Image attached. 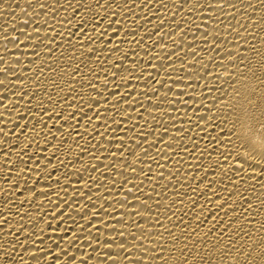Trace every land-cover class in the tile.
I'll return each mask as SVG.
<instances>
[{
    "label": "bare ground",
    "instance_id": "6f19581e",
    "mask_svg": "<svg viewBox=\"0 0 264 264\" xmlns=\"http://www.w3.org/2000/svg\"><path fill=\"white\" fill-rule=\"evenodd\" d=\"M87 2L90 10L81 9L74 16L77 0H59L63 5L59 8L56 0H0V264H22L21 257L23 264H35L30 257L37 246L45 254L41 264H56L54 256H59V264H65L71 256L77 258L73 264L89 256V264H98L109 249L94 252L89 242L99 246L92 237H99L101 242L109 238L131 242L129 233L139 236L150 231L154 239L159 231L167 239L163 229L155 225L157 219L179 234L180 229L172 228L173 222L183 219L195 229L199 217L205 222L198 231L206 233L215 222L209 210L216 213L215 204L222 202L216 196L227 198L229 192H235L229 178L236 180L233 169L240 165L235 159L225 164L224 157L213 151V138L220 129L227 136L231 126L229 109L215 98L231 89L225 83L227 77L219 66L220 56L212 40L218 35L222 41L226 38L235 43V33L228 27L231 24L242 33L239 42L243 45L244 30L240 25L248 20L240 0H227L236 4L235 10L227 6L193 7L212 4L214 0H190L191 12L187 8L175 11L171 7L175 0H127V7L125 0H119L120 7L113 6L116 16L102 11L97 14L94 0ZM248 2L257 0H244ZM40 3L49 7L41 10ZM134 4L148 6L133 7ZM234 12L236 19L232 18ZM260 15L257 11L256 16ZM173 19L179 23V30ZM37 28L43 43L26 41V34L37 36ZM154 31L158 34L152 35ZM205 31L209 33L207 41L203 38ZM248 31L258 37H248L250 42L260 47L259 37H264V32L259 28ZM45 36H55V44L44 40ZM16 37L18 46L12 42ZM161 37L163 47L159 46ZM24 43L35 45L38 55H33V47L26 48ZM232 43L223 44L221 56H227ZM190 44L198 63L193 61ZM117 45L119 50L113 52ZM49 49H53L51 54ZM172 52L178 56L170 55ZM116 64L122 67H114ZM77 66L79 75L73 80L69 73ZM39 68L44 69L43 73L37 71ZM218 75L220 79H216ZM91 82L95 90L88 87ZM103 86L108 92H120L128 103L120 100L117 105L119 97L109 96ZM169 86L171 92L167 91ZM96 91L107 97L108 105L101 100L99 108L89 107L90 98L100 99ZM202 105L211 111L206 112ZM71 113L76 114L75 119ZM213 114L217 118L210 124L195 127L198 116L207 119ZM145 137L147 144L143 143ZM161 138L164 143H156ZM232 139L237 145L241 143L234 136ZM142 149H147V155ZM209 181L215 183L209 185ZM251 184L255 181L238 184L241 191L249 189L245 196L264 192L256 184L253 193ZM239 203L236 195L229 201L233 207ZM94 211L98 213L95 218ZM239 211L237 208V215ZM219 215L223 216V212ZM113 226L124 236H117ZM5 249L10 255H4ZM62 250L68 255H62ZM49 251L51 256L47 255ZM111 251L115 254L119 249L113 246ZM134 251L138 254L139 249ZM172 259H179L178 251L172 252ZM219 261L217 255L214 264ZM117 264L127 261L117 257Z\"/></svg>",
    "mask_w": 264,
    "mask_h": 264
},
{
    "label": "snow or ice",
    "instance_id": "6c2138e0",
    "mask_svg": "<svg viewBox=\"0 0 264 264\" xmlns=\"http://www.w3.org/2000/svg\"><path fill=\"white\" fill-rule=\"evenodd\" d=\"M150 2L151 0H149V3ZM189 2L190 0H175L171 7L178 12L184 11L186 8L191 12L192 8L188 7ZM240 2L243 5L244 13H246L248 20L247 24L240 25V28L244 30L243 45L239 42L242 33L236 28H232L231 24H229L228 27L235 33L233 36V40L236 41L235 43L227 41L226 38L222 41L219 39L218 35H215L212 40V44L215 45V50L217 51V56H220L219 66L223 67V75L227 77L225 83L228 85V88L231 89L230 92L227 90L223 91L221 97L215 98L229 109L231 113V126L228 129L227 136L224 135V130L220 129L218 135L213 138L216 141L215 145H213V151L217 153L218 157H224L225 164L229 159H235L236 163L240 165V167L233 169L236 180L232 181L231 178H229L231 186L235 189V192H229L227 198L219 195L216 196V200L222 202L215 204L216 213L209 210V216L215 222L209 227L206 233L198 231L205 221L196 217V220L199 222L196 224L195 229L189 227L191 222H185L183 219H181L179 223L173 222L172 228L180 229L179 234L173 232L172 229L162 223L160 219H157L155 225H158L159 228L163 229V232L167 234V239H165L164 235L159 231L154 234V239L150 238V236L153 235L150 231L148 233L141 232L139 236L136 233H129V235L132 236L131 242L127 239L117 241L112 238L101 242L99 237H92V240H94L96 245L99 246L93 247L92 242H89L88 246L91 247L94 252H101L105 247L109 249V251L103 252L105 259L98 261V264H117V257H119L121 261H127V264H146V262H151V264H157V262H162V264H214L217 255L220 256L219 264H264V192H261L259 195L245 196L244 192L249 189L245 188L241 191L238 187V184L240 183L248 184L249 181H255V184L250 185L253 193H255L256 184H259L264 188V37H259L260 47L252 44L248 39V37L258 39L256 34L248 31L249 29L259 28L261 32H264V0H257L256 3H244V0H240ZM94 5L97 9V14L102 11L106 15L110 14L112 16L118 14L113 10V6L115 5L117 8L120 7L119 0H94ZM38 6L41 10L49 7L47 3H40ZM55 6L57 8L63 7V5L59 3V0H56ZM147 6V4L133 5V7ZM161 6L167 7V5ZM225 6L232 8L233 10L236 9V4L229 3L227 0H214L212 4L203 6L200 4L193 5V7H206L208 9H223ZM4 7L7 8V4H5ZM68 7H72V4H68ZM125 7H127V0H125ZM81 9H84L85 11L90 10L87 0H85L84 3L77 0L74 16L79 15ZM247 9H252V12H247ZM257 11L261 12L259 17L256 16ZM210 18L211 17H209V19ZM232 18L236 19L235 12L233 13ZM173 22L176 23L175 19H173ZM162 24L163 20H161V25ZM109 27H111V23L109 24ZM176 27L178 30L180 29L179 23H176ZM205 27H207L206 23ZM160 30H162V28ZM35 31L37 32L35 38L31 34H26L25 40L31 41L36 39L40 41V43H43V40H41L38 35L39 28ZM52 31H55V29H52ZM157 34V31L152 33V35ZM57 35H59V33H57ZM208 35L209 33L207 31L203 33L205 41H207ZM43 39L50 40L54 44L56 41L55 36H45ZM12 42L14 46H18L20 43L19 37H16ZM224 43H232V49H236V51L228 49L227 56H221L220 49ZM29 46L33 47V55H38L34 51L35 45L24 43V47L27 48ZM159 46L163 47V37H161ZM188 48L193 49V61L198 63L199 60H197V53L194 50V46L190 44L188 45ZM118 50V45L116 48L112 49L113 52ZM52 51L53 49H49V54H51ZM170 55L178 56V53L172 52ZM168 58V56L165 57L166 60ZM225 58L227 59V64L224 63ZM125 59H127V56H125ZM0 63H2V60H0ZM195 63L190 67L194 68ZM133 64L135 66V62H133ZM149 65L155 67L151 62H149ZM114 67L120 68L122 65L116 64ZM168 67H172V65L169 64ZM2 70L3 69L0 68V71ZM125 70L130 71L128 69ZM37 71L43 73L44 69L39 68ZM117 74L118 73H113L114 76ZM69 75L75 80V77L79 75V66L73 68ZM201 78L203 79V77ZM220 78L219 75L216 77V79ZM0 83H2V81H0ZM157 83L160 82L157 81ZM164 86V84H161L162 88ZM184 86L191 87L190 84H185ZM88 87L93 88V90L96 88L94 82L89 83ZM103 87L104 91L108 92L107 87ZM205 87H207V85H205ZM208 90L220 91L219 88H209ZM167 91L171 92L172 88L169 86ZM153 92L155 94L156 90L153 89ZM108 95H116L119 97L117 105L120 100H123L124 103H128L125 96L121 95L118 91L115 93L108 92ZM178 95H182V93ZM96 96L100 97V99L90 98V108H99L101 100H103L105 105H108L109 101L107 97L103 96L101 92L96 91ZM178 102L179 101H177V103ZM117 105H113V107H117ZM202 107L205 108L206 112L211 111V109H208L204 105H202ZM213 107H215V104ZM70 115L75 119V113H71ZM85 118L91 123V118L87 117L86 113ZM96 118H100L99 111L96 113ZM216 118L215 114L208 116L207 119L204 115H200L197 118L195 127L201 128V123L207 126ZM49 119H52V117L49 116ZM225 119H228V117H225ZM25 127L27 126L25 125ZM217 127H219V125H217ZM238 128L241 130L240 132L237 131ZM139 135L144 134L140 133ZM233 136L236 139L241 140L239 145L233 141ZM143 143H148L146 137ZM156 143H164V141L161 138L156 141ZM153 146V144H149V147ZM25 147H28V145H25ZM137 147H140V145L137 144ZM166 147L169 150L171 149V145H166ZM221 149H223V151H221ZM142 150L145 155H147V149ZM21 151H23V149ZM202 154L203 153H201V155ZM49 163H51V161H49ZM216 164H221V161L218 159ZM125 165H127L126 161ZM245 165L247 168H245ZM200 166L203 167V165ZM93 170H95V168ZM248 170H250V172ZM132 171L135 172L136 169L133 167ZM149 171H151V169H149ZM140 173L144 174L143 169H140ZM206 178L207 177L205 176V179ZM213 183H215V181H209V185ZM209 190L213 191V195H216L214 190L211 188ZM128 191L131 192V189H128ZM137 191L141 190L137 188ZM233 195L238 196L240 199V203L236 207L229 204ZM134 199H139V197H134ZM148 199H151V195H149ZM254 200L258 201V204L254 203ZM125 201H127V197H125ZM208 202H213L210 197L208 198ZM142 203L146 205V201H142ZM235 203L236 202L233 201V204ZM87 207L88 205H85V208ZM237 208L240 209L238 215ZM220 212H223V216L219 215ZM133 214L137 216L141 215L139 212H134ZM85 215H87V212H85ZM95 215H98V213L94 211L93 218H95ZM173 215H175V213H173ZM224 217H228V220L225 221ZM257 217L260 218L257 219ZM83 218L84 216H82V219ZM166 219L170 220V217H166ZM6 222L7 221H5V223ZM117 222L119 223L120 221ZM88 224H91L90 220L88 221ZM181 224L184 225L183 228H181ZM105 227H108V225H105ZM136 227L139 228L140 224L137 223ZM97 230L99 231V229ZM113 231L117 236H124V232L116 230L115 226H113ZM88 234L89 236L92 235L90 231ZM141 237H143V240ZM16 239L18 241L19 236H16ZM25 239H27V237H25ZM145 240L147 241V244L144 243ZM35 243L36 241H33V244ZM40 243H43V241L41 240ZM21 246L23 247V245ZM113 246L119 249L115 254L111 251ZM134 249H139L138 254ZM25 251H29V249L26 248ZM173 251L179 252L178 260L172 259ZM61 254L64 256L68 255V253L63 250L61 251ZM4 255L7 256L10 255V253L5 249ZM47 255L51 256V252H47ZM196 257H199V259L197 260ZM30 258L35 261V264H41V262L45 260V254H43L40 247L37 246L35 248V253ZM59 259V256L52 257V260L55 261L56 264H59ZM76 259V256H71L65 261V264H73ZM90 259L91 256H89V259L81 258L79 259L78 264H89ZM21 261L23 264V257H21Z\"/></svg>",
    "mask_w": 264,
    "mask_h": 264
}]
</instances>
